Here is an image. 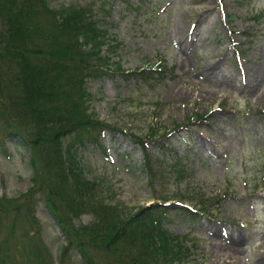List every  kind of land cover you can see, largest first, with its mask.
Instances as JSON below:
<instances>
[{"label": "rangeland", "instance_id": "obj_1", "mask_svg": "<svg viewBox=\"0 0 264 264\" xmlns=\"http://www.w3.org/2000/svg\"><path fill=\"white\" fill-rule=\"evenodd\" d=\"M47 3L91 6L106 30L103 53L125 72L166 67L159 76L110 67L87 79V112L110 126L77 151L98 196L124 213L161 205L163 226L183 240L180 264H264V0ZM201 114L209 116L196 121ZM131 135L146 141L153 175ZM28 162L26 146L0 139V197L29 190ZM35 210L50 263L59 264L64 237L43 203Z\"/></svg>", "mask_w": 264, "mask_h": 264}, {"label": "trees", "instance_id": "obj_2", "mask_svg": "<svg viewBox=\"0 0 264 264\" xmlns=\"http://www.w3.org/2000/svg\"><path fill=\"white\" fill-rule=\"evenodd\" d=\"M106 37L91 6L53 9L47 0H0V139L26 146L32 170L27 192L0 197V264H52L35 214L39 202L64 237L59 264H72V255L79 264H180L183 240L163 226L169 212L153 203L124 213L105 203L77 158L82 146L97 144L110 128L87 112L88 78L110 67L125 76L166 70L125 72L103 53ZM184 127L154 132L149 141ZM131 137L153 175L146 141ZM86 215L89 222L76 223Z\"/></svg>", "mask_w": 264, "mask_h": 264}]
</instances>
